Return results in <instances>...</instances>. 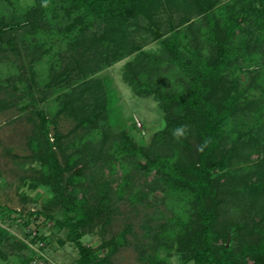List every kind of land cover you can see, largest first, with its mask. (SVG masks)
Here are the masks:
<instances>
[{
	"label": "rangeland",
	"instance_id": "374dc122",
	"mask_svg": "<svg viewBox=\"0 0 264 264\" xmlns=\"http://www.w3.org/2000/svg\"><path fill=\"white\" fill-rule=\"evenodd\" d=\"M174 2L140 1L136 16L130 19L128 29L125 28L127 48L133 44L137 48L119 60L102 66L93 75L92 78L101 79L102 87L106 90L103 102L100 100L101 91L95 85L90 90H83L81 96L86 97V101L93 103L95 110L106 117L111 130L108 141L112 137L119 140L117 135L121 134V137L125 132L138 145L150 146L158 138L155 132L164 129L173 132L176 129L167 116L176 120L177 112L181 110L169 99L183 93L191 80L189 73L171 61V53L164 40L170 42L174 30H180L177 48L186 60L193 62V52L206 58L223 38L226 41L223 48L228 53L220 64L218 76L225 77L231 83L236 79L240 87L246 90L239 94L244 102L239 101L237 107L233 105L235 115L226 118L221 130L226 132V136L229 134L232 140L238 138L241 139H237L238 142H244L243 149L249 161L247 163L242 159L240 164H231L226 170L223 169L221 172L226 171L227 174L219 176L217 191L226 205L232 206L230 211L238 212V222L230 223L233 232L244 226L243 223L261 227L259 221L257 226L254 222L258 219L264 221V216L258 212L259 208H250L249 203L257 194L253 189L255 182L261 175L264 176V87L258 85L261 83L264 86V0H213L206 12L208 18L198 11H187L180 0ZM186 15L190 19L184 20L183 16ZM77 18H81L82 22ZM87 19L89 17L85 11L73 7L71 0H0V97L8 100L7 107L0 109V227L14 238L32 247L42 248L59 264H77L78 249L68 239L66 229L55 221L63 217L59 205L49 209L52 212L50 216L34 213L45 209L50 191L46 186H34L33 181L30 182L40 169V163L31 157L32 150L26 139L33 127L31 112L43 109L53 125L50 134L54 133L51 121L55 119L57 129L66 134L62 145L67 152L74 148L67 144L74 134V121L64 112L57 113V94L67 86L51 83L50 79L52 73L64 69L71 57L78 58L83 65H99L97 56H92L88 50L82 54L80 43L74 44L81 26H87L88 31L101 29L98 18L92 17L90 25H86ZM215 22L220 26L228 22H236L237 25L232 32L223 30L216 39L212 34ZM103 49L104 46L100 45V50ZM87 57H90V62L85 61ZM76 70L70 71V82L79 79ZM19 77L22 80H18ZM144 84L149 87L145 88ZM235 88L240 90L238 84ZM218 96L219 102L225 104L231 99V95L223 91H219ZM258 103L261 104L260 108L257 107ZM167 104L169 106L165 108ZM32 118L38 120L36 114ZM241 118L248 120L239 126ZM168 123L173 128L168 127ZM81 130L79 128L77 131ZM165 136L170 140L169 135ZM226 136L220 138V150L232 149L229 150L231 152L234 148ZM169 140L163 141L162 150L173 154L184 153L180 143L171 139L174 142L171 145ZM236 154L231 158L234 159ZM58 158L63 160L59 153ZM250 163L254 164V170L260 175L243 177L240 168ZM88 164L92 165L90 160ZM233 167L239 171L233 170ZM98 172L101 173L100 170ZM129 172L131 175L123 177L128 179L131 176V187L126 182L119 186L122 177L120 168L111 175L107 173L109 180L113 178L112 204L106 211L111 221L98 223L87 231L82 241L94 250L95 255H108V264H195L191 258L182 256L183 253L175 245L166 247L161 239L154 237L161 223L175 215H184L182 207L187 193L168 181H162L157 189L148 190L147 186H143L144 193H147H138L137 186L146 183L144 181L149 180L155 170L148 173L143 168L130 165ZM67 174L68 171H65L63 175ZM213 175L217 177L216 173ZM242 180L250 183L245 184ZM261 184L264 189V184ZM79 189L74 185L75 193ZM240 200H245L246 210L239 211L233 207ZM3 208L9 210V214ZM121 233L126 240L117 249L101 247L103 239ZM250 235L257 236V233ZM59 236L66 239L62 245L58 244ZM231 236L227 237L225 243L233 248L236 243ZM0 249L3 252L0 254V264H9L12 258L10 247L1 241ZM25 250L18 252L22 256L28 252ZM6 253V257H3Z\"/></svg>",
	"mask_w": 264,
	"mask_h": 264
},
{
	"label": "trees",
	"instance_id": "16d2710c",
	"mask_svg": "<svg viewBox=\"0 0 264 264\" xmlns=\"http://www.w3.org/2000/svg\"><path fill=\"white\" fill-rule=\"evenodd\" d=\"M71 1L73 7L78 10L83 9L89 17L86 25L92 24V17L99 20L98 24L101 29L88 31L87 26H81L80 32L74 38V44L80 43L83 47L82 54L86 50L91 51L92 56H97L99 65L92 63L83 65L78 58L71 57L62 71L51 74V83L61 86L66 84L67 86L65 90L57 94L59 101L57 113L64 112L74 121L72 127L74 134L67 143L74 147L71 151L67 152L66 147L62 145L66 134L57 129L55 119L51 121L54 124V133L51 135L50 120L47 119L43 109L31 112L32 115L36 114L38 120L33 119L31 115L30 120H33V127L26 140L32 150L31 157L38 160L40 169L37 170L36 175H33L30 182L33 181L32 185L34 186L38 184L46 186V189L50 191V198L44 204L45 209L36 210L34 213L50 216L52 212L49 209L59 205L63 217L57 218L55 221L57 225L66 229L65 234L68 239L76 245L78 249L76 263L108 264V255H95L94 250L82 241V237L98 223L111 221L110 218L108 219L106 211L112 204L111 183H113V178L109 180L107 173L111 175L120 168L122 177L119 180L121 182L119 186L126 182V185L131 187V176L128 179L123 176L131 175L129 167L134 165L147 170L148 173L155 170V174L149 180L144 181L146 183L137 186L138 193H144L143 186H147L148 190L157 189L161 186L162 181H168L174 187L187 193L185 205L182 207L184 215H175L161 223L160 229L154 234L156 239L162 240L164 246L175 245L176 249L183 253L182 256L186 259L191 258L195 264H264V221L259 219L255 221L256 226L258 221L261 225L257 228L243 223L245 227L240 226L239 230L234 229L233 232L230 226L232 223L238 222V219L236 221L238 212L233 210L231 212L230 207L232 206H227L224 198L217 191L219 176L227 174L226 171H221L226 170L231 164H240L242 159L248 160L245 149H243L244 142H238L241 140L238 138L232 140L229 138V134L226 136L224 134L226 132L221 130L226 118L235 115L233 105L236 104L235 107L239 105V101H241L239 96L246 90L240 87L236 79L231 83L226 81L225 77L218 76L220 64L228 53L223 48L226 41L222 38L220 44L206 58L193 52L194 61L191 62L186 60L177 48L176 42L180 40V30H174L170 42L164 40V45L171 53V61L178 64L183 71L191 76L186 90L176 94L175 98L169 99L181 112H177L176 120L172 116H167V119L169 118V123H172L176 129L187 125L188 130L183 135L177 132L174 136V131L160 130L154 133L158 138L150 146L138 145L125 132L121 137V134L117 135L119 140L112 137L108 141L111 137V130L109 123H106V117L100 111H96L93 103L86 101V97L83 98L81 93L85 89L90 90L95 85L101 91L99 92L102 94L100 100L104 101L103 95L106 90L102 87V81L100 78L92 77L102 66L119 60L137 48L135 44L127 48L125 28L128 29L130 19L136 16L141 0ZM177 1L179 2V0H175V2ZM180 1L184 9L189 12L198 11L204 14L205 18H208L206 12L209 11L213 2V0ZM183 18L184 20L190 19L189 15L183 16ZM77 19L82 22L81 18ZM228 23L224 26H220L216 22L213 24L212 34L216 39L223 30L228 29L229 32H232L237 25L236 22ZM100 45L104 46L103 50H100ZM82 61L84 62V60ZM85 61L90 62V57H87ZM75 68L80 77L76 82H70V71ZM18 80H22V77H19ZM237 84L240 90L235 88ZM258 85L261 88L264 87L261 83ZM219 91L231 95L228 104L219 102ZM164 96L167 98V95ZM7 104L8 100L0 97V109L7 107ZM251 104L256 106L254 103ZM259 104L258 108H260ZM168 106L169 104L164 107ZM247 120L241 118L239 126L244 125L243 122ZM169 123L168 127L171 128L172 125ZM79 128H82L80 132L77 131ZM248 133H250L249 130ZM165 134L170 136V140L166 139ZM159 135L162 136L159 137ZM222 135L230 140L234 148L233 151L229 152L232 149L220 150ZM171 139L181 144L184 153L173 154L161 149L163 141L169 140L172 145L174 142ZM58 153L62 155V161L59 160ZM234 153L237 154L232 159ZM88 160L92 165L88 164ZM253 165L250 163L243 165L244 167L241 166L240 175L244 177L250 174H259L254 170ZM98 169L101 173L98 172ZM233 170L239 171L237 167H233ZM65 171H68L67 176L63 175ZM215 173L218 179L213 175ZM86 179L88 180L86 181ZM234 182L236 181L234 180ZM244 183L249 184L250 182L244 181ZM259 183L264 184V176L261 175L254 187L252 186L257 194L252 197L254 199L249 203V207L253 210L259 208L258 212L264 216V206H262V204L264 205V189ZM232 184L234 183L232 182ZM74 185L80 187L77 193L73 191ZM146 193L145 191L144 194ZM244 196L248 195L244 194ZM244 204L245 200H240L233 207L239 211L246 210L247 206ZM3 210L7 211L6 208ZM7 212L9 214V210ZM30 213L32 212L30 211ZM227 214L231 216L229 217ZM1 216L0 214V218ZM252 233H257V236L250 235ZM230 234L236 243L233 248L225 243ZM125 240V236L121 233L116 237L111 236L103 239L100 245L102 248L113 250L117 249L118 245ZM1 241H5L10 247L9 253L12 254V258L9 260V264L13 262L28 264L37 254L35 248L14 238L0 227V244ZM57 241L59 245H62L66 239L59 236ZM25 249L28 252L21 256L20 253ZM1 253L3 252L0 249ZM6 255L7 253L3 257Z\"/></svg>",
	"mask_w": 264,
	"mask_h": 264
},
{
	"label": "built area",
	"instance_id": "2783aa9c",
	"mask_svg": "<svg viewBox=\"0 0 264 264\" xmlns=\"http://www.w3.org/2000/svg\"><path fill=\"white\" fill-rule=\"evenodd\" d=\"M33 248H35L37 254L28 262V264H58L51 257L47 256L40 247ZM12 264H17V262H13Z\"/></svg>",
	"mask_w": 264,
	"mask_h": 264
},
{
	"label": "clouds",
	"instance_id": "9594fccd",
	"mask_svg": "<svg viewBox=\"0 0 264 264\" xmlns=\"http://www.w3.org/2000/svg\"><path fill=\"white\" fill-rule=\"evenodd\" d=\"M187 130H188V126L182 125L179 128L174 130L173 135L175 136L177 132H179L181 135H183Z\"/></svg>",
	"mask_w": 264,
	"mask_h": 264
},
{
	"label": "water",
	"instance_id": "95a60500",
	"mask_svg": "<svg viewBox=\"0 0 264 264\" xmlns=\"http://www.w3.org/2000/svg\"><path fill=\"white\" fill-rule=\"evenodd\" d=\"M52 127H53V125H52V124H50V130H51V132H53V129H52Z\"/></svg>",
	"mask_w": 264,
	"mask_h": 264
}]
</instances>
